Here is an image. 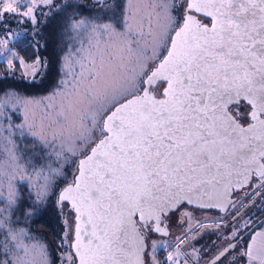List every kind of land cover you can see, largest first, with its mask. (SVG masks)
Segmentation results:
<instances>
[{
    "label": "snow or ice",
    "instance_id": "snow-or-ice-1",
    "mask_svg": "<svg viewBox=\"0 0 264 264\" xmlns=\"http://www.w3.org/2000/svg\"><path fill=\"white\" fill-rule=\"evenodd\" d=\"M61 13V79L25 96L48 62L18 55L13 24ZM4 62L0 264H264V0H0ZM53 200L55 250L21 221ZM177 212L175 242L153 239Z\"/></svg>",
    "mask_w": 264,
    "mask_h": 264
},
{
    "label": "trees",
    "instance_id": "trees-1",
    "mask_svg": "<svg viewBox=\"0 0 264 264\" xmlns=\"http://www.w3.org/2000/svg\"><path fill=\"white\" fill-rule=\"evenodd\" d=\"M45 11L47 10L45 9ZM63 15L64 13H61L60 16H57L54 20L49 21L46 27L41 25L40 34L37 36L32 35V25L30 22L23 26L13 24L14 29L21 28L27 32V38H21L19 41L10 42L14 46L18 55L24 57L29 63H31L32 59H34L37 55L48 62L47 72L43 79L38 78L37 83L32 85H28L27 81H21L17 85L19 91H21L25 96H44L50 93L56 86L57 82L61 79L59 67L63 50L61 40L59 39V29L60 21ZM35 40H39L41 44V47L38 50L31 46ZM6 67V62L0 63V73H2ZM20 74L21 73L18 70L16 73L17 77H19ZM74 167L75 165H71L67 170L69 180L72 178L71 174ZM26 210L27 205L21 209V212ZM17 215H20V213H17ZM62 219L63 217L58 212L54 200L46 209L34 216H30L25 219L21 215L22 224L28 226L32 234L40 236L46 240L47 244L53 250L57 247V236L60 235L63 227ZM164 251L159 254L160 257L165 256Z\"/></svg>",
    "mask_w": 264,
    "mask_h": 264
},
{
    "label": "flooded vegetation",
    "instance_id": "flooded-vegetation-1",
    "mask_svg": "<svg viewBox=\"0 0 264 264\" xmlns=\"http://www.w3.org/2000/svg\"><path fill=\"white\" fill-rule=\"evenodd\" d=\"M183 211V210H182ZM193 215L195 217V219H193L191 221L192 224H195L196 220H202V221H207V220H211L214 218H217L220 215H223V213L219 212L216 209H207V210H194L193 211ZM179 217H180V212H177L175 214V216L172 219L171 222V228L169 229L171 235L169 237H162L160 235H154L153 239L157 240V241H170V242H175V237L180 235V232L182 231V229L178 226L179 223ZM261 217H264V212H258L256 215L252 216V220L255 222L256 220H259ZM263 224H260V226H262ZM185 227H187V225H185ZM259 227H257L256 229H258ZM203 229H197V232H202ZM247 230H244V238L242 239L241 243H242V248L238 249V251H242L243 249H245L249 236L247 235ZM193 235H196V233H190L189 234V239H191V237ZM216 240V236L215 235H210V234H205L203 236V238H198L197 240H192L191 243L195 248H201L204 245H208L210 244L211 241ZM186 252L191 253L192 252V248L188 247L185 249ZM183 260V257L181 258ZM239 264V261H238Z\"/></svg>",
    "mask_w": 264,
    "mask_h": 264
},
{
    "label": "crops",
    "instance_id": "crops-1",
    "mask_svg": "<svg viewBox=\"0 0 264 264\" xmlns=\"http://www.w3.org/2000/svg\"><path fill=\"white\" fill-rule=\"evenodd\" d=\"M261 231H264V224H263L262 226H260L258 229H256V232H261ZM254 234H255V233H253V235H254ZM251 240H252V236L250 235V236H249V239H248V242H247V245H248L249 242H251ZM247 245H246L245 248H247ZM244 264H247L246 258H245V260H244Z\"/></svg>",
    "mask_w": 264,
    "mask_h": 264
},
{
    "label": "rangeland",
    "instance_id": "rangeland-1",
    "mask_svg": "<svg viewBox=\"0 0 264 264\" xmlns=\"http://www.w3.org/2000/svg\"><path fill=\"white\" fill-rule=\"evenodd\" d=\"M10 58V57H9ZM49 94V93H48ZM48 94H46V95H44V96H47ZM41 97H43V96H41ZM173 249L172 248H167V249H165V251H164V253H165V255L167 254V252H169V251H172Z\"/></svg>",
    "mask_w": 264,
    "mask_h": 264
}]
</instances>
